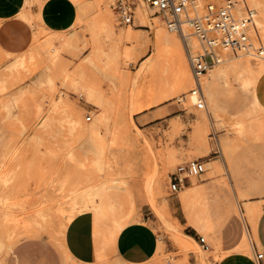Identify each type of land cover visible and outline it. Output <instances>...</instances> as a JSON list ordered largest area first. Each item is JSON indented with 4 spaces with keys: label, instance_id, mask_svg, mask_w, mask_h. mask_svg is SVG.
Listing matches in <instances>:
<instances>
[{
    "label": "rangeland",
    "instance_id": "374dc122",
    "mask_svg": "<svg viewBox=\"0 0 264 264\" xmlns=\"http://www.w3.org/2000/svg\"><path fill=\"white\" fill-rule=\"evenodd\" d=\"M236 4L237 15L253 12V19L260 21L257 26L251 20L249 35L264 49V0H236ZM103 5L110 11L108 0ZM146 10L147 27L142 26L139 15L128 27L116 25L113 19L117 32L141 36L135 55L126 53L121 58L120 73L103 38L101 57L92 54L96 32L89 26L94 16L91 8L81 9L77 0H25L23 11L31 15L33 29L31 44L18 54L0 51V72L9 74L0 81L5 86L0 92V260L25 244L33 258L47 254L61 264H75L61 251L67 223L88 210L107 213L118 231L138 222L133 188L142 197L144 219L140 224L155 242L153 260L190 264L191 258L195 262L206 259L210 252L200 247L198 236L211 244L213 224L232 214L243 216L253 232L248 209L264 205V186L258 185L264 182V108L256 94L264 69L222 76L215 83L216 107L207 102L205 93L206 108L202 110L189 105L188 96L184 102H176L192 85L172 94L170 100L138 111L162 91L158 89L161 81L173 78L175 62L169 53L157 54L154 43L156 25L169 35L174 33L164 28L152 10ZM20 58L26 65L10 66ZM238 58L252 65L264 59L228 54L201 79L202 88L213 71L225 70ZM17 68L20 76L15 75ZM86 86L102 93L104 115L87 97ZM164 86L162 92H171L170 84ZM203 110L210 117L195 138L194 125ZM103 118L106 123H97L95 137L90 126ZM194 159L215 161L221 168L210 174L205 165L201 176L191 178V186H201L206 196L209 224L203 228L187 225L181 200L186 187L177 193L169 189V174ZM98 182L103 185L101 200L106 207L97 210L85 200L68 208L74 192ZM175 196L179 224L165 204ZM59 204L66 209L58 210ZM194 205L202 217L200 203ZM177 235H187L194 242H186L184 248ZM242 242L249 249L246 235Z\"/></svg>",
    "mask_w": 264,
    "mask_h": 264
},
{
    "label": "crops",
    "instance_id": "0c3cea01",
    "mask_svg": "<svg viewBox=\"0 0 264 264\" xmlns=\"http://www.w3.org/2000/svg\"><path fill=\"white\" fill-rule=\"evenodd\" d=\"M25 0H0V50L11 54L25 51L31 44L33 29L19 16ZM256 94L264 108V74L256 86ZM191 178L182 187L191 186ZM258 185H263L259 183ZM133 199L140 215L138 222L131 223L118 231L112 218L104 212L88 210L75 215L66 225L63 233L62 254L75 264H173L153 260L155 242L149 230L140 223L144 219L141 192L133 188ZM177 196L168 199V205L179 219ZM253 201L252 203H256ZM210 255L200 261L189 260L190 264H264V205L253 226L243 216L232 214L229 218L213 224ZM253 234L255 240L253 239ZM247 236L249 249L242 251L239 245ZM252 244L263 253L257 263L254 260ZM152 259V260H151ZM0 264H61L60 260L48 256L33 258L25 244L11 250Z\"/></svg>",
    "mask_w": 264,
    "mask_h": 264
},
{
    "label": "bare ground",
    "instance_id": "6f19581e",
    "mask_svg": "<svg viewBox=\"0 0 264 264\" xmlns=\"http://www.w3.org/2000/svg\"><path fill=\"white\" fill-rule=\"evenodd\" d=\"M77 2L79 3L81 9L88 10V8H91L93 11L94 16L91 15L93 17L90 20V25H89V23L87 24L90 26L93 33L96 32L95 33L96 36L94 35V37H93V48H92L93 56L97 57V58L101 57L102 48L103 49L105 48V47H102V42L100 40V38H103V40L106 42V45L109 49L110 56L114 60L113 63H115L116 70H118L121 73V61H120L121 58L122 57L125 58L126 53L129 54L130 56L135 55L137 47L141 46V38H140L141 36L139 34H133V33H130L128 31L117 32L113 26L112 13L107 10L105 5H103V0H77ZM146 9L147 8L145 6L139 5L137 7V10H136V16L138 18V15H139L142 26H144V27L148 26L147 23H148L149 12H147ZM27 11L24 12L22 9V11L19 13V16L21 18L25 19L29 23L31 20V15L29 13H27ZM150 13H151V10H150ZM77 20L79 21L80 18ZM253 20L255 21L257 26L260 25V21L258 19L254 18ZM81 21H83V19ZM134 22H135V20H134ZM82 23H84V22H82ZM257 23H259V25ZM79 25L81 26L83 24L79 23ZM155 27H156V29L154 28L155 29V32H154L155 52L157 54H161V55L169 53V54L173 55L175 58L174 71L172 73L173 78H170L168 81H164L162 79L163 81H161V83H160V86H159L160 88H158V89L165 92V90L163 88V87H165L164 85L170 84L168 89L171 90V92L164 93V92L159 90L160 92H158V94L155 95L156 98L153 100L150 99L151 101L148 102L145 106H143V105L139 106L137 108L138 111L144 109V107H149L153 104H157L159 102L170 100V96L172 94H175V93H177L181 90H184L186 88H189L193 85L190 67H189V64L187 62V58L185 56L183 45H181V42H179V40H178V36L176 37L175 33H174V35H169L165 30L157 27V25ZM70 40L71 39H69L68 41H70ZM65 42H66V40L64 41V43ZM124 42L130 43V46H126L124 44ZM146 51H147V49H146ZM3 53L6 55H12L11 53H8V52H3ZM229 62H230V60H229ZM14 64L20 68V67L26 65L25 59L20 58V59L16 60V62L11 63L10 66H12ZM262 69H264V59L258 60V62H256L254 65H252L248 61L240 60L238 58V60L232 61L230 64H228L226 66L225 70L221 71L222 70L221 69V70L213 71L211 73L210 80L209 81H207V80L203 81V88L202 89H204V93L207 97V99H206L207 102L209 104H212L214 107H216V105L218 104L217 103V97L215 94V89L217 90V88H215V83H217L220 78H223L222 76H226V74L229 72H238L239 74H249V73L251 74V72H257V71H260ZM9 70H10V68H9ZM6 74L7 73H4L2 71L0 72V78H1L0 81L1 80L3 81V78L7 77L9 75V74L8 75H6ZM18 74H19V70L17 68L15 75L20 76V74L19 75ZM64 74L67 77H69V74L66 71H64ZM16 76H14V77H16ZM248 76L250 77V75H248ZM10 78H12V77H10ZM17 79H18V77H17ZM22 80H25V79L21 78L20 81H22ZM249 81H250L249 78L245 79V83L246 82L249 83ZM5 83H7V82L5 81ZM84 88H85V86H84ZM4 89H5L4 85L0 86V92L1 91L4 92L5 91ZM21 89H22V87H21ZM24 89H25V87H24ZM85 91L87 93V97H89L98 107L101 108V110L103 111V115H104L105 114L104 111L106 110L105 109L106 103H105V100H104L102 93L99 92L100 90H97L96 88H93V86L92 87L90 86V87H87ZM29 92H30V90H29ZM149 98H151V97H149ZM53 102H54L55 106L59 105L57 101H53ZM189 103H190L189 105H193L194 104V98H192V97L189 98ZM102 111H101V114H102ZM209 117H210V114H209L208 110H203V111L198 112L197 120H196V123L194 125V129H193L195 138L198 137L200 130L203 129V127H205V124L209 120ZM104 118L101 121L99 120L97 122H94L90 126V129L93 132V134L94 135L96 134L95 137H97V130L99 129V126L97 123L98 122L106 123V119H104ZM205 165L207 166V168L209 170H211L210 174L217 173L221 170L220 166L217 163H215V161L206 162ZM102 187H103V185L100 184V182H98V183H95V184H93L87 188H83V189L79 190L78 192H74L69 198V201L67 204L69 206L68 208H70V206L71 207L74 206V204H76V203L84 202L85 200H88L90 205H92L95 209H97V210L103 209L104 207H106V204L103 203L101 200V196L103 194ZM181 200H182L183 204L185 205L186 212H187V217H188L187 225H195L199 228L207 227L209 224V216H208V212H207L208 210L206 207V196H205V193H204L202 187L198 186V185L186 187V190L182 191ZM196 202L200 203V211H201L202 217L199 216V213H198L199 211L197 212V210L195 208L194 204ZM165 204L167 206L168 201H165ZM57 208L61 212L66 209V207L64 205H61V204H59ZM166 209H167V207H166ZM259 210H260L259 208L248 209V213L250 215L252 226H254L255 220L259 214ZM7 216L11 217L12 214H7ZM175 222L177 224H179V221L177 219H175ZM32 230H34V229H32ZM176 239H177L178 243L184 248H186V246H187L186 242H189V241L194 242L191 239V237H189L187 235H185L184 238H181L179 235H177ZM239 248L242 251L248 250V247H247L245 242L240 243Z\"/></svg>",
    "mask_w": 264,
    "mask_h": 264
},
{
    "label": "built area",
    "instance_id": "2783aa9c",
    "mask_svg": "<svg viewBox=\"0 0 264 264\" xmlns=\"http://www.w3.org/2000/svg\"><path fill=\"white\" fill-rule=\"evenodd\" d=\"M139 5L152 10L160 18L164 28L178 35L190 67L193 86L188 93L178 97L176 102L194 98V106L205 109V96L201 79L215 65L224 61L228 54L237 53L250 58H264V49L256 46L249 35L253 12L239 16L236 0H108V7L114 22L120 27L134 24ZM86 120H90L87 116ZM218 152V151H216ZM215 152V153H216ZM205 172L201 159L179 164L169 174L171 193L181 190L183 182L199 177ZM200 247L208 250L205 239L198 236ZM254 260L258 263L263 253L252 244Z\"/></svg>",
    "mask_w": 264,
    "mask_h": 264
}]
</instances>
